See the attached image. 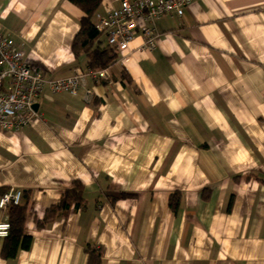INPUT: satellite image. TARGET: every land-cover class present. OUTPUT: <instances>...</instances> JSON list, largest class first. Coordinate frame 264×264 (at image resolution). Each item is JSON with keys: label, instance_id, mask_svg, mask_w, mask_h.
I'll use <instances>...</instances> for the list:
<instances>
[{"label": "crops", "instance_id": "0c3cea01", "mask_svg": "<svg viewBox=\"0 0 264 264\" xmlns=\"http://www.w3.org/2000/svg\"><path fill=\"white\" fill-rule=\"evenodd\" d=\"M81 17L66 0H0V32L48 81L86 73ZM150 26L153 52L140 37L107 80L46 89L32 125L0 128V198L37 190L29 246L4 259L0 239V264H87L88 247L103 264H264V0H195ZM76 181L85 207L39 229Z\"/></svg>", "mask_w": 264, "mask_h": 264}, {"label": "built area", "instance_id": "2783aa9c", "mask_svg": "<svg viewBox=\"0 0 264 264\" xmlns=\"http://www.w3.org/2000/svg\"><path fill=\"white\" fill-rule=\"evenodd\" d=\"M195 0H123L121 8L113 10L107 18L98 17V29L105 32L107 43L113 47L124 61L131 57L130 46L138 38H143L144 48L153 52L156 49L157 32L150 25L165 15L181 17L184 10ZM109 69L77 73L73 77L48 81L33 71L27 62L22 48H17L12 34L0 32V128L19 131L32 125L39 115L34 109L36 101L43 97L45 90L53 94L68 93L77 95L85 87L88 78L95 82L107 80ZM91 92L87 91L90 99ZM24 193L9 189L0 198V211L7 215L11 206L20 205ZM37 196L32 190L28 202ZM11 225L7 220L0 223V239H7Z\"/></svg>", "mask_w": 264, "mask_h": 264}, {"label": "trees", "instance_id": "16d2710c", "mask_svg": "<svg viewBox=\"0 0 264 264\" xmlns=\"http://www.w3.org/2000/svg\"><path fill=\"white\" fill-rule=\"evenodd\" d=\"M81 11L80 28L75 35L72 54L76 59L86 58L87 70L99 71L110 69L120 61L119 53L111 47L98 29V13L102 0H66ZM179 198L177 194L170 196V205L175 212L178 210ZM208 198V196H205ZM114 201V200H113ZM87 201L82 183L76 181L72 188L65 191L59 203L46 210L38 222L39 229H45L58 219L66 220L73 212L84 208ZM28 208V198L20 205L11 206L8 211V221L11 225L10 235L5 239L2 250L4 259H14L20 249H27L29 243L24 239L23 232ZM89 259L87 264H103L104 253L101 249L88 247Z\"/></svg>", "mask_w": 264, "mask_h": 264}, {"label": "water", "instance_id": "95a60500", "mask_svg": "<svg viewBox=\"0 0 264 264\" xmlns=\"http://www.w3.org/2000/svg\"><path fill=\"white\" fill-rule=\"evenodd\" d=\"M37 108H38L37 105H35V106H34V109H35L36 111H37Z\"/></svg>", "mask_w": 264, "mask_h": 264}, {"label": "rangeland", "instance_id": "374dc122", "mask_svg": "<svg viewBox=\"0 0 264 264\" xmlns=\"http://www.w3.org/2000/svg\"><path fill=\"white\" fill-rule=\"evenodd\" d=\"M104 38L106 39V35H105V34L103 35V39H104Z\"/></svg>", "mask_w": 264, "mask_h": 264}]
</instances>
